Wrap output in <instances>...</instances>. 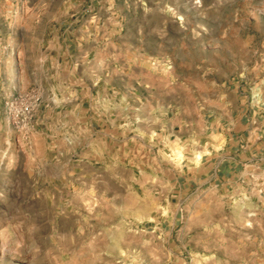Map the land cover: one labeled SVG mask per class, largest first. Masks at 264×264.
Here are the masks:
<instances>
[{
	"label": "rangeland",
	"instance_id": "rangeland-1",
	"mask_svg": "<svg viewBox=\"0 0 264 264\" xmlns=\"http://www.w3.org/2000/svg\"><path fill=\"white\" fill-rule=\"evenodd\" d=\"M67 51L119 85L164 87L169 117L198 118L236 87L264 102V0H0V264H264V164L181 194L138 169L130 193L77 165L87 138L17 123L15 101L44 114Z\"/></svg>",
	"mask_w": 264,
	"mask_h": 264
},
{
	"label": "crops",
	"instance_id": "crops-1",
	"mask_svg": "<svg viewBox=\"0 0 264 264\" xmlns=\"http://www.w3.org/2000/svg\"><path fill=\"white\" fill-rule=\"evenodd\" d=\"M64 56L56 59L58 80L50 85L44 114L32 112L27 123L37 130L44 122L46 138L90 140L91 153L77 145L82 168L91 162L96 173L130 193L139 169L146 188L170 186L181 194L193 186H239L264 164V106L249 103L237 87L221 107L206 108L198 118L169 117L164 87L122 86L114 80L117 70L87 73V57ZM89 111L94 115L86 116Z\"/></svg>",
	"mask_w": 264,
	"mask_h": 264
},
{
	"label": "built area",
	"instance_id": "built-area-1",
	"mask_svg": "<svg viewBox=\"0 0 264 264\" xmlns=\"http://www.w3.org/2000/svg\"><path fill=\"white\" fill-rule=\"evenodd\" d=\"M256 104H261L264 106V102H261L259 98L256 101ZM12 106L14 111V118L17 120V123L19 125L24 124L31 113V106L28 104L20 103L18 101H15Z\"/></svg>",
	"mask_w": 264,
	"mask_h": 264
}]
</instances>
